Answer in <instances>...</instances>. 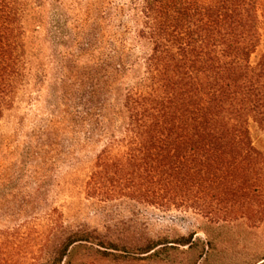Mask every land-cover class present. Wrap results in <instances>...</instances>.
I'll list each match as a JSON object with an SVG mask.
<instances>
[{"label": "trees", "instance_id": "obj_1", "mask_svg": "<svg viewBox=\"0 0 264 264\" xmlns=\"http://www.w3.org/2000/svg\"><path fill=\"white\" fill-rule=\"evenodd\" d=\"M263 40L264 0H0V121L45 84L51 49L58 104L18 145L22 166L38 168L64 142L101 144L90 199L225 220L222 209L249 207L264 187L250 132L251 121L264 125V50L252 60ZM59 223L55 209L38 228L52 235ZM60 228L41 264H62L76 246L174 264V251L195 246L193 235L120 246Z\"/></svg>", "mask_w": 264, "mask_h": 264}, {"label": "rangeland", "instance_id": "obj_2", "mask_svg": "<svg viewBox=\"0 0 264 264\" xmlns=\"http://www.w3.org/2000/svg\"><path fill=\"white\" fill-rule=\"evenodd\" d=\"M263 50L264 40L253 56L254 62L259 60ZM53 55L54 51H47L48 79L45 84L39 90L30 89L31 95L25 94L14 111L0 121V176L5 177L0 180V264L45 263L59 243L60 226L67 231L84 226L120 246L146 239L174 240L193 235L194 249L181 246L174 251V264L264 262V187L262 196L249 207L222 209L226 218L218 220L194 209L163 212L133 201L101 203L90 199L85 184L101 144L64 142L45 154L38 168L22 166L16 156L18 145L33 141V130L46 126L58 104V70ZM27 113L29 116L21 132L14 134L15 125ZM250 132L254 146L264 160V125L258 120L251 121ZM55 209L62 222L59 228L52 235L46 228L39 230V223ZM208 244L210 251L206 252ZM96 249L93 247L89 252L85 247L76 246L62 264H80L87 254L92 255L85 258L89 264H167L121 259L120 252L110 250L114 254L105 260L94 253Z\"/></svg>", "mask_w": 264, "mask_h": 264}]
</instances>
